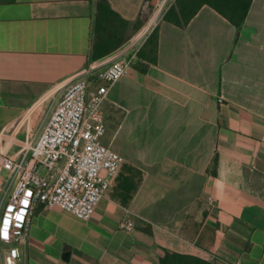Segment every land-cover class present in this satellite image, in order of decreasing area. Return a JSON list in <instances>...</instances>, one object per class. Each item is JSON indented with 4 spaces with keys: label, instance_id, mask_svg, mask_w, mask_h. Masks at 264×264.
<instances>
[{
    "label": "crops",
    "instance_id": "crops-1",
    "mask_svg": "<svg viewBox=\"0 0 264 264\" xmlns=\"http://www.w3.org/2000/svg\"><path fill=\"white\" fill-rule=\"evenodd\" d=\"M100 1L0 0V152L13 159L67 84L87 71L106 85L107 63L130 64L101 103V141L123 162L93 215L38 207L23 243L0 242V264L5 251L17 264H159L164 250L264 264V0L238 30L203 4L147 32L146 0H102L126 33L95 57Z\"/></svg>",
    "mask_w": 264,
    "mask_h": 264
},
{
    "label": "built area",
    "instance_id": "built-area-1",
    "mask_svg": "<svg viewBox=\"0 0 264 264\" xmlns=\"http://www.w3.org/2000/svg\"><path fill=\"white\" fill-rule=\"evenodd\" d=\"M129 70V61L111 60L102 71L107 84L95 87L84 71L66 85L18 159L0 152V173L6 172V178L0 176V242L23 243L38 207L65 210L80 220L91 218L123 162L101 141L105 129L101 103L108 85ZM118 228L130 232L134 224L124 217ZM1 264H17V259L5 251Z\"/></svg>",
    "mask_w": 264,
    "mask_h": 264
},
{
    "label": "rangeland",
    "instance_id": "rangeland-1",
    "mask_svg": "<svg viewBox=\"0 0 264 264\" xmlns=\"http://www.w3.org/2000/svg\"><path fill=\"white\" fill-rule=\"evenodd\" d=\"M103 9L100 14L96 13L94 18V53L92 54H101L99 52H103L115 44H120L122 41L119 38V33H126L124 25L118 23L113 14ZM189 9L181 0H147L145 8L142 10L141 18L144 20V26H147V32L149 28H153L157 21L164 16H169L178 22L184 20ZM139 22H141L140 19L136 24H133L132 30L139 28Z\"/></svg>",
    "mask_w": 264,
    "mask_h": 264
},
{
    "label": "trees",
    "instance_id": "trees-1",
    "mask_svg": "<svg viewBox=\"0 0 264 264\" xmlns=\"http://www.w3.org/2000/svg\"><path fill=\"white\" fill-rule=\"evenodd\" d=\"M181 2L185 3L190 9L184 20L178 23H186L201 5L206 4L225 17L238 30L245 18L251 0H181ZM102 9L111 13L105 1L101 0L97 4L96 13L100 14ZM102 54L104 53L93 54V56L96 57ZM159 264H206V262L190 255L164 250L159 257Z\"/></svg>",
    "mask_w": 264,
    "mask_h": 264
},
{
    "label": "water",
    "instance_id": "water-1",
    "mask_svg": "<svg viewBox=\"0 0 264 264\" xmlns=\"http://www.w3.org/2000/svg\"><path fill=\"white\" fill-rule=\"evenodd\" d=\"M68 257H69V247L66 246L63 250V254H62L61 258L66 261L68 259Z\"/></svg>",
    "mask_w": 264,
    "mask_h": 264
}]
</instances>
